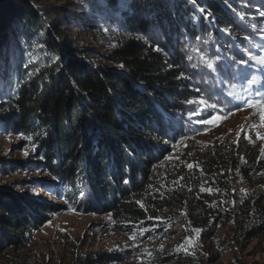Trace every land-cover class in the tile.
Here are the masks:
<instances>
[{"label": "rangeland", "instance_id": "1", "mask_svg": "<svg viewBox=\"0 0 264 264\" xmlns=\"http://www.w3.org/2000/svg\"><path fill=\"white\" fill-rule=\"evenodd\" d=\"M42 1L58 5L73 47L99 59L114 45L109 32L115 25L97 5ZM229 1L225 8L241 32L233 36L221 28L218 34L201 33L191 44L186 60L191 93L178 117L180 132L150 168L171 204L127 231L96 203L77 208L65 185L49 173L34 138L1 120L4 97L14 93L24 66L57 59L44 52V23L10 17L8 40L0 46V190L27 193L53 208L25 247L0 253V264H264V107L256 104L264 102V65L251 58H264V0ZM235 3L243 8L235 10ZM87 14L102 33L85 31ZM252 77L257 82L249 86ZM253 228L262 231L253 237ZM95 253H107L111 261H86Z\"/></svg>", "mask_w": 264, "mask_h": 264}, {"label": "trees", "instance_id": "2", "mask_svg": "<svg viewBox=\"0 0 264 264\" xmlns=\"http://www.w3.org/2000/svg\"><path fill=\"white\" fill-rule=\"evenodd\" d=\"M87 3L104 11L106 22L116 28L109 32L114 45L99 59L67 40L58 5L7 0L0 7V46L8 40L6 26L14 16L44 23V52L57 55L50 63L24 66L14 93L4 97L7 111L1 120L34 138L49 173L65 185L77 208L96 203L127 231L171 204L150 168L180 132L178 117L191 93L186 67L191 44L201 33L226 27L238 36L241 25L225 8L229 0ZM85 16L90 18L85 31L102 33L95 18ZM51 208L27 193L0 190V253L9 246L25 247ZM261 231L253 228L252 236ZM111 258L95 253L85 259L104 263Z\"/></svg>", "mask_w": 264, "mask_h": 264}, {"label": "snow or ice", "instance_id": "3", "mask_svg": "<svg viewBox=\"0 0 264 264\" xmlns=\"http://www.w3.org/2000/svg\"><path fill=\"white\" fill-rule=\"evenodd\" d=\"M251 58L254 59V60H257L258 63L264 65V58H261V57H255V56H253V57H251ZM242 63H247V62H246V61H242ZM256 82H257V80H256L255 77H252L251 79H248V80H247V83H248L249 86L255 85ZM189 103H196V101H189ZM199 103H201V104H205V103H207V102L204 101V100H200ZM249 103H250V105H251L252 102H249ZM256 104H260L262 107H264V102L257 101ZM209 107H213V108H215L216 105H215V104H212V105H209ZM198 122H200V123H208L209 121L201 120V121H198ZM257 135L259 136V133H257ZM188 167H189V168H192L193 166H192V165H188ZM209 191H211V190L209 189ZM141 206H143V205H141ZM197 231H198V230H197Z\"/></svg>", "mask_w": 264, "mask_h": 264}]
</instances>
